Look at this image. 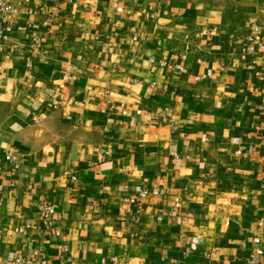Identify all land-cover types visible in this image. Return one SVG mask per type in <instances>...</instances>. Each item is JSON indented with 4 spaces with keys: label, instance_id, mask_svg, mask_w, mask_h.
Instances as JSON below:
<instances>
[{
    "label": "crops",
    "instance_id": "obj_1",
    "mask_svg": "<svg viewBox=\"0 0 264 264\" xmlns=\"http://www.w3.org/2000/svg\"><path fill=\"white\" fill-rule=\"evenodd\" d=\"M12 3L0 264H264V0Z\"/></svg>",
    "mask_w": 264,
    "mask_h": 264
},
{
    "label": "built area",
    "instance_id": "obj_2",
    "mask_svg": "<svg viewBox=\"0 0 264 264\" xmlns=\"http://www.w3.org/2000/svg\"><path fill=\"white\" fill-rule=\"evenodd\" d=\"M56 1V0H53ZM15 9L14 4L12 3V0H0V41L6 36V34L12 33L14 30V25L11 20H8L5 18V14L8 11H13ZM212 32V31H211ZM32 40L33 43H39L37 32H32ZM263 44L262 37L260 36V33L257 31L256 26L252 28V30L245 34L241 41V56L244 58L248 52H251L255 50L256 48L260 47ZM180 65H176V68H180ZM49 106L55 107L56 101L52 100L49 103ZM171 109L167 108L166 113H170ZM253 147H240L236 150L237 154H240L244 157L250 154ZM5 159H7L10 162L15 161V156L12 152H8L5 155ZM165 191V187H152L150 189L142 188L139 191V196L144 197L147 195H160ZM178 204L175 203V208L168 211V215L175 216L178 213ZM40 209L42 211V217L47 222L49 229H53L52 227V214L54 212V208L52 205L48 203H41ZM133 221H138V216L132 217ZM157 219H161V215L157 216ZM22 230V229H20ZM255 242L258 241V238L254 239ZM186 252V251H185ZM262 255H263V249L262 248H256V250L251 254L248 258L247 264H263L262 262ZM11 264H45V260L42 257V255H39L36 250L31 251L28 255L25 254H17L13 257L11 260Z\"/></svg>",
    "mask_w": 264,
    "mask_h": 264
}]
</instances>
